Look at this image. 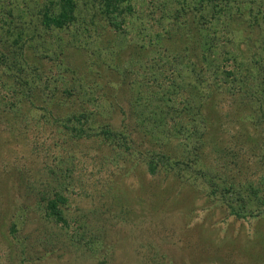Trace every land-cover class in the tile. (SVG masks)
<instances>
[{"label": "trees", "instance_id": "obj_1", "mask_svg": "<svg viewBox=\"0 0 264 264\" xmlns=\"http://www.w3.org/2000/svg\"><path fill=\"white\" fill-rule=\"evenodd\" d=\"M133 23L142 43L132 48L128 65L118 67V54L115 63H107L127 88L121 100L112 91L116 85L90 61L82 67L67 63L65 43L104 45L129 34ZM8 36L14 37L13 52L5 46ZM241 41L254 42L256 49L244 55ZM29 49L58 57L61 70L74 77L64 88L67 111L50 112L58 122L50 130L58 132L41 135L58 162L45 166L53 182H38L40 216L68 224L70 210L76 212L90 188V181L73 183L74 150L54 155L52 148L62 142L109 146L117 167L140 163L150 175L200 178L231 214H264V0H0V69L16 68L24 82L40 75ZM228 104L236 111L218 117L221 130L215 134L212 111ZM119 111L120 126L113 118ZM31 145L37 153L44 150L39 142Z\"/></svg>", "mask_w": 264, "mask_h": 264}, {"label": "rangeland", "instance_id": "obj_2", "mask_svg": "<svg viewBox=\"0 0 264 264\" xmlns=\"http://www.w3.org/2000/svg\"><path fill=\"white\" fill-rule=\"evenodd\" d=\"M240 23L234 27H241ZM135 24L128 28L129 34L114 37L113 33L114 41L104 45L100 40L87 45L81 39L65 43L67 63L82 67L90 61L116 85L112 91L124 100L127 88H122L119 71L107 63H115L118 54V67L128 65L132 48L142 43ZM13 38L8 36L5 44L11 52L15 51ZM240 46L244 55L256 49L254 42L241 41ZM28 53L41 73L30 75L29 82L21 80L24 74L16 68L0 69V264H264V214H231L218 197L209 195L206 181L200 178L185 180L164 172L150 175L140 163L136 168L131 162L117 167L109 146L97 142L79 146L62 142L52 148L57 151L54 155L62 157L74 150L76 156L69 163L76 173L73 183L81 187L91 182L73 208L81 220L71 210L68 224L40 216L38 182L52 183L54 174L45 166L58 162L41 135L53 131L52 121L58 127L50 112L67 111L64 88L74 77L61 70L58 57L49 59L47 53L33 49ZM236 108L214 107L215 134L221 130L218 117ZM244 108L243 104L240 110ZM113 118L120 126L122 113ZM38 142L44 150L37 153L31 143L37 147ZM99 181L102 184L96 185ZM115 183L117 191L110 189ZM68 193L75 196V188Z\"/></svg>", "mask_w": 264, "mask_h": 264}]
</instances>
